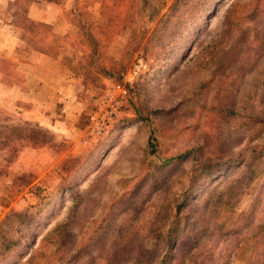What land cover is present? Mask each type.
<instances>
[{"label":"rangeland","instance_id":"obj_1","mask_svg":"<svg viewBox=\"0 0 264 264\" xmlns=\"http://www.w3.org/2000/svg\"><path fill=\"white\" fill-rule=\"evenodd\" d=\"M257 116L264 0H0V264H264Z\"/></svg>","mask_w":264,"mask_h":264},{"label":"crops","instance_id":"obj_2","mask_svg":"<svg viewBox=\"0 0 264 264\" xmlns=\"http://www.w3.org/2000/svg\"><path fill=\"white\" fill-rule=\"evenodd\" d=\"M33 54L31 55V56H33L34 55V57H35V54H37V56H38V60H40V61H42L43 62V65H45L44 63H46L47 61V63L49 64V63H51V61H53L54 59L51 57V56H47V53L46 52H39V51H33L32 52ZM31 61H33V62H29V63H26V64H24V66L23 67H27L28 69H31L35 74L37 73V71L39 70V69H41V68H43V67H41V65H42V63H38L37 62V60H35V58H32V60ZM14 63H16V62H14ZM18 63V62H17ZM34 63V64H33ZM18 69V68H17ZM44 74H45V76H47L48 74H47V72L46 71H44ZM2 76H6L4 73H3V75ZM16 76V75H15ZM68 79V77H66V76H64V79ZM13 79V81L14 80H18V77H14V78H12ZM63 79V80H64ZM51 80V78H49V81ZM69 80H67V82H68ZM13 85V87L15 86H17L18 88H19V85H18V83H12ZM68 90V89H67ZM67 92H69V91H66V93ZM55 96L56 95V92H54V93H51V95H50V97H52V96Z\"/></svg>","mask_w":264,"mask_h":264},{"label":"trees","instance_id":"obj_3","mask_svg":"<svg viewBox=\"0 0 264 264\" xmlns=\"http://www.w3.org/2000/svg\"><path fill=\"white\" fill-rule=\"evenodd\" d=\"M256 119H258V124L259 125L264 122V120L261 119L259 116H257ZM260 156H264V147H263V149L261 151ZM181 157H183V156H179V158H181ZM205 169H208V170L206 171ZM194 172H196V168H195ZM200 173H202V175L205 174V176H208V177L212 176V174H213V173L210 172V167L209 166H205V167L202 166V169H201ZM199 176H201V175L200 174H195V176L192 178L193 180H191V182H193L196 178H199ZM16 244H17L16 242H14L13 244H8L4 248V250H9L12 247V245H16Z\"/></svg>","mask_w":264,"mask_h":264}]
</instances>
